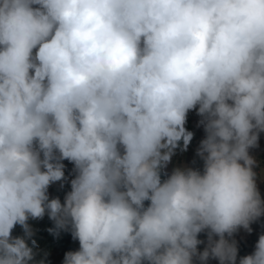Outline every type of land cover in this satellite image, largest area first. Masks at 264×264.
<instances>
[{
  "label": "clouds",
  "instance_id": "obj_1",
  "mask_svg": "<svg viewBox=\"0 0 264 264\" xmlns=\"http://www.w3.org/2000/svg\"><path fill=\"white\" fill-rule=\"evenodd\" d=\"M197 106L203 173L162 182ZM259 132L264 0H0V264L33 260L27 222L46 212L79 241L64 264H236L226 234L264 214ZM239 264H264V235Z\"/></svg>",
  "mask_w": 264,
  "mask_h": 264
},
{
  "label": "crops",
  "instance_id": "obj_2",
  "mask_svg": "<svg viewBox=\"0 0 264 264\" xmlns=\"http://www.w3.org/2000/svg\"><path fill=\"white\" fill-rule=\"evenodd\" d=\"M188 116V114H187ZM187 119V117H186ZM202 117L198 114V106L196 109L191 110L190 122L194 127L195 134L201 138H206V132L204 130V126L201 123ZM201 144V143H200ZM200 144H196L192 147H187L186 150H180L178 147L174 149V154L171 157V160L167 163L166 167L163 168V172L166 177L170 176L174 169H193L203 173L204 169V161L203 159L197 155V150L200 148ZM249 154L256 161L253 171L256 173V185L257 190L259 191L260 198L264 201V132H259L257 146L249 149ZM67 191L62 189L59 186H54L51 190L52 199L58 198L61 203H64L65 197L67 195ZM70 227V226H69ZM249 227L251 231H247L244 228H239L236 237L241 241L246 242L249 246H251L253 240L256 238L259 240L261 235H264V214L260 217L253 220ZM214 240L219 239L218 236H213ZM71 244L73 246L74 251L79 250V241L74 240L72 237ZM208 246V239L206 242L197 249V252H203L205 248ZM56 247H59L56 255H53ZM254 252L252 248L248 249L246 256L251 255ZM65 252L60 244H57L51 254V260L53 264H64ZM193 264H201L198 257H193ZM206 264H219V260L216 258H209ZM236 264L238 262L236 261Z\"/></svg>",
  "mask_w": 264,
  "mask_h": 264
},
{
  "label": "trees",
  "instance_id": "obj_3",
  "mask_svg": "<svg viewBox=\"0 0 264 264\" xmlns=\"http://www.w3.org/2000/svg\"><path fill=\"white\" fill-rule=\"evenodd\" d=\"M190 116H191V110L188 112V116L185 122V128L187 131L191 132L193 134L191 141L189 142L187 147H192L196 144H200L202 140L195 134L194 127L191 125L190 122ZM180 150H183V141L181 140L178 143L177 146ZM64 165V178L61 181H57L52 183L48 188V197L51 200V190L54 186H59L68 193L71 191V181L75 179L77 173L75 171V166L72 162L68 160L61 161ZM202 173V172H201ZM168 177L165 176L163 169L161 170V181L163 182ZM145 207H147L150 203V201H145ZM28 225L31 228L32 235L31 237H25L26 241L29 245V247H32L33 249V260L29 262V264H53L51 260V254L54 249V247L57 244H60L63 248V251L65 253L67 252H74L73 246L71 244L72 241V234L70 227L67 229H61L59 230L58 235H54L53 233H50L48 229L55 228V222L51 220L47 214L43 216V218L39 219H31L28 220ZM207 231L205 230L198 234L197 239L202 241V243L197 245V249L200 248L208 239L207 237ZM239 229L233 233L232 237H227L230 241L234 240L236 242L237 246V262L239 264V261L242 257L246 256V253L248 249L252 248L255 251V245L258 242V239H254L251 246H249L246 242L241 241L236 237V234L238 233ZM12 236L13 237H24L25 233L23 228L20 225H16L12 230ZM35 241V245L32 244V241ZM147 264V262H145Z\"/></svg>",
  "mask_w": 264,
  "mask_h": 264
},
{
  "label": "rangeland",
  "instance_id": "obj_4",
  "mask_svg": "<svg viewBox=\"0 0 264 264\" xmlns=\"http://www.w3.org/2000/svg\"><path fill=\"white\" fill-rule=\"evenodd\" d=\"M58 249H59V247H56V248H55L53 255H56Z\"/></svg>",
  "mask_w": 264,
  "mask_h": 264
}]
</instances>
